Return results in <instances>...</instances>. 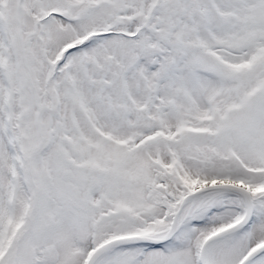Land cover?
Instances as JSON below:
<instances>
[{"label": "snow or ice", "instance_id": "obj_1", "mask_svg": "<svg viewBox=\"0 0 264 264\" xmlns=\"http://www.w3.org/2000/svg\"><path fill=\"white\" fill-rule=\"evenodd\" d=\"M0 264H264V0H0Z\"/></svg>", "mask_w": 264, "mask_h": 264}]
</instances>
